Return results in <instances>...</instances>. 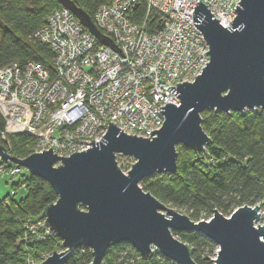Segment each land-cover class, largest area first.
I'll return each mask as SVG.
<instances>
[{
	"label": "water",
	"instance_id": "95a60500",
	"mask_svg": "<svg viewBox=\"0 0 264 264\" xmlns=\"http://www.w3.org/2000/svg\"><path fill=\"white\" fill-rule=\"evenodd\" d=\"M59 1L101 44L115 49L70 0ZM233 10L236 16L224 28L206 5L196 2L192 24L208 45L203 55L209 61L192 81L166 89L179 101L158 107L164 120L151 136L128 135L108 122L98 142L90 140L89 148L66 157L49 148L17 158L0 144L2 161L43 179L57 196L41 217L43 226L59 237L62 250L36 264H66L78 248L90 249L91 264H101L106 251L118 245H128L144 258L159 254L175 264H197L174 231H194L216 245L214 264H264V222L254 225L258 205L238 207L229 217L213 210L209 219L193 221L139 186L153 174H175L177 145L204 150L210 138L201 127L202 111H264V0H239ZM116 155L134 158L126 173Z\"/></svg>",
	"mask_w": 264,
	"mask_h": 264
},
{
	"label": "built area",
	"instance_id": "2783aa9c",
	"mask_svg": "<svg viewBox=\"0 0 264 264\" xmlns=\"http://www.w3.org/2000/svg\"><path fill=\"white\" fill-rule=\"evenodd\" d=\"M198 1L224 28L236 16L233 9L239 2L145 0L139 21L134 20L138 0L101 4L93 22L115 49L98 44L68 9L52 10L29 38L51 49L52 74L35 62L0 67L1 145L8 152L7 137L25 134L34 139L33 152L50 148L66 157L89 148L90 140L98 142L108 122L125 134L149 137L164 120L158 107L178 104L166 89L192 81L209 61L203 55L208 45L192 24ZM1 174L19 176L21 167L0 159ZM43 224L42 217L30 221L29 234L44 239L51 231Z\"/></svg>",
	"mask_w": 264,
	"mask_h": 264
},
{
	"label": "trees",
	"instance_id": "16d2710c",
	"mask_svg": "<svg viewBox=\"0 0 264 264\" xmlns=\"http://www.w3.org/2000/svg\"><path fill=\"white\" fill-rule=\"evenodd\" d=\"M70 1L87 16L100 35L107 37L95 26L93 14L109 0ZM60 8L63 5L59 0H0V67L12 62L20 66L35 62L51 75V49L29 38L44 24L52 10ZM145 10V0H138L134 20H141ZM200 117L201 127L210 138L204 150L196 152L177 145L175 174L145 177L139 183L141 188L162 203L183 208L193 221L206 220L213 210L226 215L244 205L263 208L264 111L224 113L204 110ZM3 126L0 115V132ZM7 141L12 156L24 158L33 152L31 136L10 134ZM17 178V182L10 183V193L0 197V264H27L28 259L37 262L42 255L62 249L59 237L53 232L44 239H37L27 228L30 221L41 218L45 206L55 202V192L41 178L22 174ZM20 186L25 188V194L15 199L12 191ZM38 232H43L42 228ZM173 234L187 244L197 264H214L212 259L202 255L206 248L212 247L201 234L194 231H174ZM91 260L90 249L78 248L69 255L66 264H91ZM101 264L175 263L157 254L144 258L132 247L118 245L106 251Z\"/></svg>",
	"mask_w": 264,
	"mask_h": 264
},
{
	"label": "rangeland",
	"instance_id": "374dc122",
	"mask_svg": "<svg viewBox=\"0 0 264 264\" xmlns=\"http://www.w3.org/2000/svg\"><path fill=\"white\" fill-rule=\"evenodd\" d=\"M116 162H117V165L120 167L121 171L123 173H126L130 169L131 165L135 162V160H134V158L129 157V156L116 155ZM54 166H56V165H54ZM21 174L24 176L30 175L25 168H21ZM17 179H18L17 176L12 177V176H9L7 174H1L0 175V197L4 196L6 193H10V191L12 190L10 183L11 182H17ZM139 186H140V184H139ZM12 192H14V197H15V199H17L19 197H22L25 194V188L23 186H20V187L14 189ZM164 205L170 209H173L177 213H180L182 215H186L185 210L183 208L173 207V206H170L168 203H164ZM161 212L164 213V211H161ZM229 215L230 214H226L223 216L229 217ZM211 216H212V214H210V216L207 219H209ZM259 216L260 217H259L258 221H256L254 223L255 226H257V225L262 226L263 225L264 207L262 208L259 206ZM263 227H264V225H263ZM208 242L211 244L212 248L211 249L206 248L205 251L202 253V255H204V257H208V258L212 259V261H213V259H215V257H216L217 246L214 245L211 241H208ZM60 246H61V243H60ZM61 250L55 249L53 251L54 252H60ZM51 252L42 255V258L39 261H37V263L44 260L47 256H49L51 254Z\"/></svg>",
	"mask_w": 264,
	"mask_h": 264
}]
</instances>
